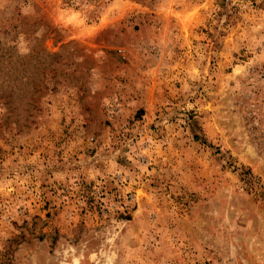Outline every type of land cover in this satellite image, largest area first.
Listing matches in <instances>:
<instances>
[{"label": "rangeland", "instance_id": "rangeland-1", "mask_svg": "<svg viewBox=\"0 0 264 264\" xmlns=\"http://www.w3.org/2000/svg\"><path fill=\"white\" fill-rule=\"evenodd\" d=\"M0 264H264V0H0Z\"/></svg>", "mask_w": 264, "mask_h": 264}]
</instances>
